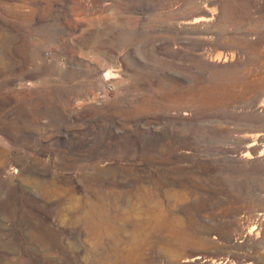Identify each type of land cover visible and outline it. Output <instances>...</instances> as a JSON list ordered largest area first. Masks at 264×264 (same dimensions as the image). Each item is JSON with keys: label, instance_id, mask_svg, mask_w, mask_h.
Returning <instances> with one entry per match:
<instances>
[{"label": "rangeland", "instance_id": "rangeland-1", "mask_svg": "<svg viewBox=\"0 0 264 264\" xmlns=\"http://www.w3.org/2000/svg\"><path fill=\"white\" fill-rule=\"evenodd\" d=\"M263 142L264 0H0V264H264Z\"/></svg>", "mask_w": 264, "mask_h": 264}, {"label": "bare ground", "instance_id": "bare-ground-1", "mask_svg": "<svg viewBox=\"0 0 264 264\" xmlns=\"http://www.w3.org/2000/svg\"><path fill=\"white\" fill-rule=\"evenodd\" d=\"M208 5V4H207ZM209 7V6H208ZM214 11V10H213ZM214 13V12H213ZM215 14V13H214ZM205 16V15H204ZM207 16V15H206ZM193 23V22H192ZM190 24V23H189ZM219 60V59H218ZM249 134V133H248ZM263 134V133H262ZM261 134V135H262ZM256 135V134H255ZM256 136H258V135H256ZM251 139H252V137H251ZM256 139V138H255ZM255 141V140H254ZM254 143H256V141L254 142ZM264 143V142H263ZM250 144V143H249ZM257 144H258V142H257ZM252 145V144H251ZM249 147V146H248ZM244 152V151H243ZM257 152V151H256ZM261 152V151H260ZM249 153H250V151H249ZM251 154V153H250ZM249 154V155H250ZM253 155V154H252ZM245 156V155H244ZM259 156V155H258ZM249 158V157H248ZM253 231V230H252ZM250 232V231H249ZM255 232V231H254ZM256 232H258V231H256ZM253 234V233H252ZM257 235V234H256ZM193 261V260H192ZM177 263V262H176ZM181 264H192L191 263V261L190 260H184V261H182L181 262ZM215 264V263H214Z\"/></svg>", "mask_w": 264, "mask_h": 264}]
</instances>
